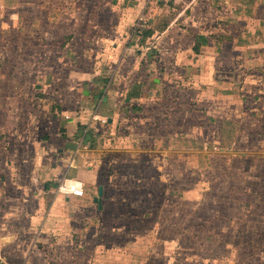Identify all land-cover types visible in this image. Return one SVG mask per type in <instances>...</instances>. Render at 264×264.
Segmentation results:
<instances>
[{
	"label": "rangeland",
	"instance_id": "374dc122",
	"mask_svg": "<svg viewBox=\"0 0 264 264\" xmlns=\"http://www.w3.org/2000/svg\"><path fill=\"white\" fill-rule=\"evenodd\" d=\"M224 1L0 0V264H264V0ZM82 132L104 208L50 212Z\"/></svg>",
	"mask_w": 264,
	"mask_h": 264
},
{
	"label": "crops",
	"instance_id": "0c3cea01",
	"mask_svg": "<svg viewBox=\"0 0 264 264\" xmlns=\"http://www.w3.org/2000/svg\"><path fill=\"white\" fill-rule=\"evenodd\" d=\"M230 2H231V0H225L224 1L225 5H227ZM234 13L232 11L231 12H223L224 18H221V19L224 20L223 23L225 24V28H228L230 25H234L233 23H243L242 20H240V19H243L244 10L239 11V12H235L234 11ZM197 14H199L201 17L204 16V14H201V13H197ZM235 16H239V18L235 17ZM232 17H235L236 21H233ZM237 27L239 28V26H237ZM181 28L186 31L187 26H183ZM241 30H243V28H241ZM140 34L141 35H139V37L142 38L143 37L142 33H140ZM201 36H202V34H201ZM202 37H203V39L204 38L208 39V42H207V45H208V43L210 42V37L211 36L208 37V35H203ZM196 38H199V37L196 36ZM211 38L213 39V42L216 43V44H217L218 41L221 44L225 40H228V38H226L225 36L220 37V36H216V34H214L213 37H211ZM201 40H202V38H201ZM147 49L148 48H146V50ZM165 71H166V69H165ZM209 76H210V74H209ZM145 78L146 79L150 78L151 83H149V85L148 84L143 85V88H141V91L143 89L144 90L147 89L149 93H153L154 94L155 92H157V90L160 89V88H158V86H161L164 83V81L161 80L160 78H155L153 76H147V77L145 76ZM91 82L93 84L96 83V79L92 78ZM86 83L87 82L82 81L81 85L85 87ZM152 86L156 87V88L153 89ZM202 86L205 87V89H207V90L209 89L208 91H209L210 96H212V94H214V93H212L213 92V90H212L213 86L205 85V84H203ZM155 89H156V91H154ZM81 93L83 94V96L85 98L86 97H90V95H88L86 90H81ZM100 94H101V96L98 99L99 102H100L99 105H98V110L101 113L105 114V115L107 114L106 119H107L108 124L110 125V124H112L113 120L109 117V115L112 114V113L116 114L117 113L116 110H119V107L123 103L121 101H119L117 87H115V86L113 88H110L109 86H106V88H104L103 91ZM215 99L216 98H214V97L212 99L210 97V99H207L204 104L205 105L208 104L209 105V109H211L212 108V104H215L216 101H217ZM149 106L151 107V105H149ZM133 109L134 108H132V110ZM111 111H113V112L110 113ZM84 120H85V117H84L83 121L78 122V119H77V120H75L74 123H75V125L77 127H79L82 123H84ZM87 121L88 122L90 121V116L87 117ZM67 124H70V122L68 121ZM82 133L83 134H82L81 137H79L78 134L76 135L77 136V143L75 142V148H73L71 151L68 150L69 146H71L72 138H67V140L64 142L65 143L64 147L67 150H63V149L61 150L60 149L59 151L61 153H59L58 155L57 154L55 155V158H56L55 160H56L57 164L55 165L54 169H52V170L50 169V171H52V173H53L52 176H53L54 179H52V178L49 179V181H52L50 183H52L53 186L55 185V187H53L54 197H53V201H52V206H51L50 212L54 208L53 206L55 205V203H57L59 200L60 201H66L67 203H72L74 199L75 200L84 201L86 207H89V209H91V210L93 209L92 206L96 205L93 202V198L96 196L95 194H97V187L99 185L94 186L92 184L94 183V181L96 179L99 180V171H96V167H92V166L84 167V164H82L83 160L80 159L79 157L77 158V154L80 157H84V155H86V154L88 155V150H86L85 146H84V142H85L84 136L85 135H84V132H82ZM72 153H73V157H72V155L70 156V154H72ZM69 156H70V158H69ZM75 157L77 158V161H78L76 163H75V160H76ZM83 167L85 168L86 173L84 172V170H83L84 168ZM62 170L64 172L63 173V177H58V176H60L58 173L60 171H62ZM88 182H89V184H88ZM50 183L49 182H45V185H44L45 192L48 190V186H50L49 185ZM101 186H103V194H104V196H102L103 198L101 200V205H102L101 209H103L104 208V201L106 200L105 199V196H106L105 191H106V189H105L104 183ZM72 188H80V189H82L84 191L83 196L82 197H78V196H74V195L70 194V190ZM50 189H51V187H50ZM94 190H95L96 193L92 194L91 192L94 191ZM95 210L97 212L100 211L97 208V205L95 207ZM54 215L55 214H53V216ZM62 215H64V214H62ZM55 217H56L55 221H58V215H56Z\"/></svg>",
	"mask_w": 264,
	"mask_h": 264
},
{
	"label": "water",
	"instance_id": "95a60500",
	"mask_svg": "<svg viewBox=\"0 0 264 264\" xmlns=\"http://www.w3.org/2000/svg\"><path fill=\"white\" fill-rule=\"evenodd\" d=\"M102 196H103V186L99 185L97 187V194L93 198V202L97 205V208L99 210H101V208H102V205H101Z\"/></svg>",
	"mask_w": 264,
	"mask_h": 264
},
{
	"label": "built area",
	"instance_id": "2783aa9c",
	"mask_svg": "<svg viewBox=\"0 0 264 264\" xmlns=\"http://www.w3.org/2000/svg\"><path fill=\"white\" fill-rule=\"evenodd\" d=\"M96 118H97V116H95V115L92 116V120H94ZM105 121H106V119L103 120V122H105ZM83 193H84V191L80 188H72L70 190V194H72L74 196H78V197H82Z\"/></svg>",
	"mask_w": 264,
	"mask_h": 264
},
{
	"label": "trees",
	"instance_id": "16d2710c",
	"mask_svg": "<svg viewBox=\"0 0 264 264\" xmlns=\"http://www.w3.org/2000/svg\"><path fill=\"white\" fill-rule=\"evenodd\" d=\"M151 34H152V31H147V32L143 33L142 36L143 35L148 36V35H151Z\"/></svg>",
	"mask_w": 264,
	"mask_h": 264
}]
</instances>
